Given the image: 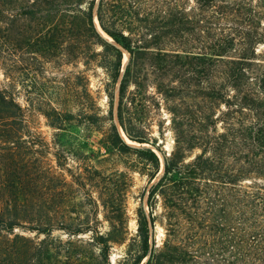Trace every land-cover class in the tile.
<instances>
[{
	"label": "trees",
	"instance_id": "obj_1",
	"mask_svg": "<svg viewBox=\"0 0 264 264\" xmlns=\"http://www.w3.org/2000/svg\"><path fill=\"white\" fill-rule=\"evenodd\" d=\"M96 7L101 29L116 44L96 27ZM21 37L42 58L80 60L110 79L108 114L82 87L86 126L107 130L102 156H135L132 170L151 184L150 212L139 209L124 264H264V0H0V69L7 79L13 77ZM120 47L130 54L124 74ZM119 81V124L143 147L131 146L115 122ZM150 86L167 102L176 138L169 156L158 146L164 171L157 182L161 158L144 146L158 143L150 119L160 105L149 95ZM11 88L0 86V264H13L18 256L30 260L37 250L33 257L49 262L47 243L57 230L69 237L90 234L108 256L113 244L127 242V228L116 226L122 217L105 216L107 233L100 231L98 212L85 219L61 215V225H24L18 212L29 202L31 187L45 188L38 175L55 179L50 190L63 195L68 184L60 171L71 169L61 144L55 143L50 163L47 144L28 140L35 133ZM43 115L58 131L74 117L57 108ZM93 178H101L100 172ZM76 179L98 206L86 178ZM160 218L166 230L162 245L155 233ZM17 229L46 238L37 244Z\"/></svg>",
	"mask_w": 264,
	"mask_h": 264
},
{
	"label": "rangeland",
	"instance_id": "obj_2",
	"mask_svg": "<svg viewBox=\"0 0 264 264\" xmlns=\"http://www.w3.org/2000/svg\"><path fill=\"white\" fill-rule=\"evenodd\" d=\"M101 34L103 35L102 32ZM103 36L112 42L111 38ZM18 40L20 45L15 49L17 58L15 57L13 77L7 79L5 71L0 69V86L6 87L11 84V89L18 101L27 111L28 123L35 134L33 138L26 137V139L45 142L47 144L45 151L50 163L54 160L55 143L61 144V148L68 158L66 167L71 169V172L60 171L68 184L63 195L50 190L55 185L54 183H57L55 179L51 176L44 179V176L38 175L41 182L45 184V188L31 187L33 190L29 193V202L18 214L23 218L25 226L42 227L50 223L61 225V219H58L61 215L85 219L86 215L91 216L93 212H98L99 228L103 233H107L111 229V224L105 216H118L119 219L122 217V223H117L116 226L127 228V242L113 244L108 256L104 257L101 249L92 243L90 234L69 237L64 232L57 230L47 243L50 246L48 249L52 253V260L44 262V264H124L132 250V240L137 235L139 209L143 208L147 214L150 212L148 190L151 184L147 177H142L138 172L132 170L131 165L136 162L135 156H126L119 152L102 156L101 154H104L105 150L103 140L106 135L104 132L107 130L97 131L86 126L83 115L89 110L84 108L81 100L82 87L89 89L104 114H108L111 101L106 92V84L110 82V79L102 68L94 66L88 70L80 60L61 59L57 63L49 61L32 53V49L25 46V40L22 37ZM259 51L264 52V46H261ZM33 57L36 60H33ZM129 60L130 56L125 61L124 51L126 66ZM80 76L86 77L87 80L82 83L79 80ZM119 90L120 81L114 86L113 105L115 122L122 134L123 130L118 120ZM134 90L135 86L132 85L130 91ZM149 95L154 96L160 105L150 119L152 137L158 142L157 147L144 145L153 149L161 158L162 172L155 181L157 182L164 171V155L158 146H161L162 151L169 156L175 148L176 138L172 124L173 115L168 110L167 102L157 94L153 86L149 87ZM53 108H57L60 112H72L74 115L64 130H53L43 115L44 111ZM122 136L131 146L143 147L135 142L130 143L125 134ZM96 170L101 175V178L97 180L93 178ZM80 175L86 178V189L92 192L98 206L88 195L84 194L83 187L77 183L76 178ZM90 178L93 180L90 181ZM102 192L105 193L103 200L107 201L106 207L100 199ZM156 212L159 217L162 216L164 210L161 202L158 203ZM74 224H78V221H75ZM16 233L34 240L37 244L46 238L45 235L24 232L20 229H17ZM155 233L156 241L162 245L166 239L165 222L162 218L157 222ZM21 247L19 244L18 250ZM37 251H34L30 260L23 256L15 257L13 264H41L39 258L33 257Z\"/></svg>",
	"mask_w": 264,
	"mask_h": 264
},
{
	"label": "water",
	"instance_id": "obj_3",
	"mask_svg": "<svg viewBox=\"0 0 264 264\" xmlns=\"http://www.w3.org/2000/svg\"><path fill=\"white\" fill-rule=\"evenodd\" d=\"M97 7H98V3H97ZM97 7H96V9H95V12H94V18H97V20H98V15H97ZM98 24H99V20H98ZM99 28H100V30L103 32V30L101 29V26H100V24H99ZM104 33V32H103ZM105 34V33H104ZM106 35V34H105ZM106 36H108V35H106ZM109 37V36H108ZM110 38V37H109ZM112 40V42L113 43H115L114 41H113V39H111ZM116 44V43H115ZM121 49H122V47H120ZM123 51H125L124 49H122ZM125 52H127V51H125ZM125 69H126V67H125ZM125 69H123V72H122V74H124V72H125ZM123 134H125L124 132H123ZM129 140V139H128ZM130 141V140H129ZM130 142H132V141H130Z\"/></svg>",
	"mask_w": 264,
	"mask_h": 264
},
{
	"label": "bare ground",
	"instance_id": "obj_4",
	"mask_svg": "<svg viewBox=\"0 0 264 264\" xmlns=\"http://www.w3.org/2000/svg\"><path fill=\"white\" fill-rule=\"evenodd\" d=\"M95 24H96V27L98 28V30L99 31H101L100 30V28H99V24H98V20H97V18H95ZM102 32V31H101ZM103 33V32H102ZM103 35H105L104 33H103ZM129 56H130V54L128 53V52H125V61L129 58ZM126 64H127V62H125L124 63V69H125V66H126ZM122 131V130H121ZM123 132V131H122ZM123 134V133H122ZM124 136V135H123ZM125 137V136H124ZM131 143V142H130ZM136 144V143H135Z\"/></svg>",
	"mask_w": 264,
	"mask_h": 264
}]
</instances>
